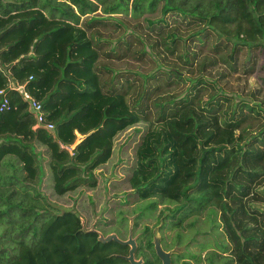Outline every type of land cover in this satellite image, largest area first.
Returning a JSON list of instances; mask_svg holds the SVG:
<instances>
[{
	"label": "trees",
	"instance_id": "obj_1",
	"mask_svg": "<svg viewBox=\"0 0 264 264\" xmlns=\"http://www.w3.org/2000/svg\"><path fill=\"white\" fill-rule=\"evenodd\" d=\"M261 47L264 0H0V88L8 76L24 84L53 126L32 129L26 103L7 90L0 167L13 156L22 180L40 184L38 143L57 195L93 188L115 136L147 122L128 176L134 197L211 201L228 243L217 260L264 264V208L254 204H264V88L247 82ZM0 199V223H18L0 264H126L125 246L74 212L37 206L30 229L26 200Z\"/></svg>",
	"mask_w": 264,
	"mask_h": 264
},
{
	"label": "rangeland",
	"instance_id": "obj_2",
	"mask_svg": "<svg viewBox=\"0 0 264 264\" xmlns=\"http://www.w3.org/2000/svg\"><path fill=\"white\" fill-rule=\"evenodd\" d=\"M99 10L100 8L97 11ZM46 13L49 14L48 11ZM257 58L255 70L247 82L252 87L264 88L263 47L257 50ZM146 128L147 122L141 121L115 136L111 157L94 171L97 182L93 188L82 186L64 195H57L52 189L48 151L45 147L35 143L34 151L39 156L43 173L40 184L31 185L24 182L20 163L13 156H5L0 167V193L5 196L10 194L14 196V191H16L19 193V199L26 200L27 203L22 205L30 208L26 216V225L30 229L34 225L32 219L37 213L36 207L46 204V208L49 207L52 212L72 211L76 213L82 227L95 229L101 238H123L132 246L138 244L136 237L144 226H148L153 234L152 240L156 252L165 264L169 263V253L162 250L161 236L171 252L178 254L184 252L185 255L198 254L200 264H207V259L213 252L217 251L218 255L224 254L221 248L228 244L218 224V213L211 205V201L200 202V205L198 201H193L179 208L183 203L173 202L159 195L144 199L136 198L133 189L129 186L128 176L135 161L134 149ZM80 139L81 137L77 136L74 144ZM30 195L39 197L40 203L34 205L29 198ZM151 201L155 202V208H150L147 214L141 213L140 211L148 210L146 205ZM9 202H14L13 197L4 203L3 207ZM254 204L264 208V204ZM172 212L175 217H182L180 226H173L169 222L168 219ZM18 214L19 212H14V216L11 217L18 218ZM6 219L7 217H3V222L0 223V245L3 243L13 245L18 234V223L5 222ZM161 224L162 227H160ZM16 226L17 228H14ZM177 230L181 232L179 241L182 244H175L177 240L174 239V235ZM29 235L27 232L24 238H28ZM3 239L5 242L2 241ZM217 263L221 264V260Z\"/></svg>",
	"mask_w": 264,
	"mask_h": 264
},
{
	"label": "flooded vegetation",
	"instance_id": "obj_3",
	"mask_svg": "<svg viewBox=\"0 0 264 264\" xmlns=\"http://www.w3.org/2000/svg\"><path fill=\"white\" fill-rule=\"evenodd\" d=\"M146 207L148 208V210L146 212H142V211H140V212L147 214L149 212L150 208H155V202L154 201L149 202L146 205ZM168 220L173 226H177V224L175 223V220L171 219L170 217ZM164 222H165V219H164ZM160 227H162V224ZM160 229H162V228H160ZM103 237H105V236H103ZM175 238L177 240V241H175V244H178V243L182 244L181 241H179V240H181V232L180 231L177 230L175 232L174 239ZM111 239L115 240V241H117V242H119L125 246V255H123V257L126 260V264H131V260H133L137 264H151V263H148L147 260L154 262L153 264H163L164 263L163 259L156 252L155 245H154L153 240H152L153 234H152L151 228L148 226H144L142 228V230L140 231V233L138 234V236L136 237V240L138 243L137 245L134 244V246H132V244H129L123 238L118 239V238L112 237ZM165 244H166V242L163 239V237L161 236L160 237V245L162 247V250L164 252L169 253V263L168 264H193V262L195 264H200V255L193 254V253L185 255L186 253H184V252H183V254L173 253L170 251L171 249L169 247H167ZM223 253L224 254L221 253V255H220L221 257L229 256L228 252H223ZM217 254H218V252H217ZM217 256L218 255L212 254L209 257L213 258L214 262H217L218 261Z\"/></svg>",
	"mask_w": 264,
	"mask_h": 264
},
{
	"label": "built area",
	"instance_id": "obj_4",
	"mask_svg": "<svg viewBox=\"0 0 264 264\" xmlns=\"http://www.w3.org/2000/svg\"><path fill=\"white\" fill-rule=\"evenodd\" d=\"M7 81V86L5 88H0V111L9 107V100L6 93L7 90L13 89L19 93L22 100L27 105L28 112L31 113L34 118V123L31 126L32 129L42 127L48 131H51L53 126L51 123H48L44 120L41 104L34 97H32L28 91H26V89L24 88V84L13 82L9 76L7 77Z\"/></svg>",
	"mask_w": 264,
	"mask_h": 264
},
{
	"label": "water",
	"instance_id": "obj_5",
	"mask_svg": "<svg viewBox=\"0 0 264 264\" xmlns=\"http://www.w3.org/2000/svg\"><path fill=\"white\" fill-rule=\"evenodd\" d=\"M99 239H101V240H106V239H110V238H112V237H105V238H101L100 236L98 237ZM130 259V258H129ZM131 264H137L136 262H134L133 260H131ZM163 264H165V263H163ZM168 264V263H167Z\"/></svg>",
	"mask_w": 264,
	"mask_h": 264
}]
</instances>
